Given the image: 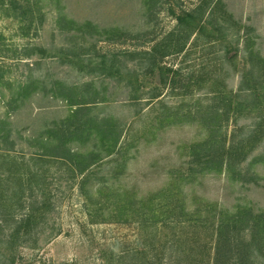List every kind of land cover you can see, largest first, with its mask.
Segmentation results:
<instances>
[{"label":"rangeland","instance_id":"rangeland-1","mask_svg":"<svg viewBox=\"0 0 264 264\" xmlns=\"http://www.w3.org/2000/svg\"><path fill=\"white\" fill-rule=\"evenodd\" d=\"M209 1L211 7L221 2L214 18L222 24L225 45L233 37L243 48L244 39H252L264 58V0ZM200 3L0 0V121L7 120L15 142L10 158L0 151V264H214L207 256L210 248L214 255L211 226L189 223L185 228L177 224L176 213L164 216L165 221L153 219V227L143 231L137 213L141 201L162 192L172 177L188 173L190 148L205 139L198 112L215 110L220 90L239 92L241 76L233 65H224L218 40L206 46L194 34L181 54L163 60V46L155 51L165 38L176 43L178 16ZM231 47L235 56L236 46ZM237 59L243 69L241 53ZM154 61L172 69L165 72L167 85L160 86ZM28 86L35 91L32 97L14 98ZM68 98L91 101L80 120L118 126L121 139L114 152L101 150L97 133L60 140L76 110ZM231 115L218 133L228 145L258 121L255 113ZM43 136L52 137V147L61 143L65 154L44 156L42 145L33 140ZM259 146L254 156L264 155V141ZM68 150L94 164L79 174L66 158ZM250 161L240 168L251 182L205 174L186 186L188 212L199 205L216 206L218 212L234 213L240 206L264 212V163L250 166ZM12 163L21 183L8 180ZM125 202L127 210L120 215ZM31 208L39 211L32 232L21 230L9 243ZM254 264L264 263L256 259Z\"/></svg>","mask_w":264,"mask_h":264},{"label":"trees","instance_id":"trees-1","mask_svg":"<svg viewBox=\"0 0 264 264\" xmlns=\"http://www.w3.org/2000/svg\"><path fill=\"white\" fill-rule=\"evenodd\" d=\"M220 4L221 2L218 1L211 7L212 3L209 0H201L200 6L194 11L178 16V28L176 32L180 38H178L175 44L169 38H165L162 43L157 45L158 47L155 48V51L158 52V49H161L163 46L164 50L160 56L161 60H163L170 55L181 54L194 34L197 35L196 42L203 43L206 46L208 44L211 46L213 44L212 40H218L223 47L225 56L224 65H233L236 72L241 76L238 90L240 93L232 95V93L220 90L216 94L218 96L217 108L214 107L215 110L204 109L198 112L202 116L199 121L205 132V139L191 146L190 156L192 159L188 162V173L172 177V181L169 182L162 192L154 195L151 199L149 198L148 201H141L142 209L141 212L138 211L137 213L140 215L139 219L141 217L140 224H142L141 229L143 231L149 230L151 226L149 222H152L153 219L158 220L162 218L165 221L164 216L176 213L177 224H185V228H189V223L193 224V228H198L199 226L201 229H206L211 226L213 230L214 255L212 254L213 248H210L207 256L209 262L215 261L214 264H230L233 259L238 260V264H254L256 259H262V263H264V212H256L249 206L237 207L234 213L228 210H219L218 212L216 206L210 207V205L209 207L207 205H199L196 209L188 212L186 196L184 195L185 187L195 183V180L199 176L205 174L221 175L225 173L234 182H251L253 180L252 177H248L249 173L245 176L240 166L248 160H251L250 166L260 164V162L264 163V155L259 157L253 155L255 150L264 141V58L255 49L252 39H244L243 48L240 47V44L238 46L234 43L233 37H230V42L225 45L227 38L221 34L223 30L222 24L214 18L216 10L221 7ZM207 13L208 15H206ZM232 45H235L237 49L235 56H231ZM240 53L242 55L241 63L243 69L238 67L237 57ZM155 61L156 69L158 68L160 71V86L167 85L169 79L166 77L165 72H171L172 69L158 67L159 65ZM175 74L177 75L178 72ZM175 80L174 77V83H176ZM34 92L32 86L24 87L19 91V97L14 98L17 100L18 98L26 99L32 97ZM246 93L248 95L244 96ZM70 101L71 98H68V102ZM90 102H70V105L76 107V110L66 120V125L69 124L66 129L67 136L59 139L65 142L77 137H91L94 136L93 133H97L102 147L101 150L105 149L111 154L116 150L120 142L121 132L118 126L112 124L111 121H106L104 125L102 122L100 124L96 122L97 124L92 125L91 122L95 121L80 120L79 116L81 114L79 113L84 110L83 108H89L87 106ZM254 113L258 114L256 128L248 132L249 134H246L240 141H233L228 145L218 140V133L224 128V124L228 122L232 116L231 114L235 118L239 116L243 118L249 115L252 116ZM6 124L7 120L0 121V151H3L6 157L10 158L15 153L13 150L15 142L13 141V132ZM59 128L64 130L65 126ZM47 134L49 136L52 132L48 131ZM33 140H37L42 145L44 149L43 155L46 157H55L58 155L57 152L59 150H65L61 143L52 147L51 145L54 143L52 137L45 138L43 136L41 139L33 138ZM67 153L68 157L66 158H70L75 171L79 174H83L94 164V159L88 161L89 157L73 153L71 150H68ZM62 154H65L64 151ZM90 158L92 159V155H90ZM13 167L14 164H10L7 172L8 176L10 175L8 180L12 179L16 183H21L23 180L16 174ZM238 168H240V171ZM247 177L250 179H247ZM256 181L254 179V182ZM20 195L21 189L13 193L15 198H19ZM155 196L157 197L156 199ZM173 200H175V205ZM127 207L128 205L125 202L122 205L120 215L125 213ZM30 210L32 212H30L26 220L21 225H17V228L10 234L9 243L14 242L13 240L21 230L24 231L25 235L32 232L33 228L31 229L30 227L39 211L33 212L34 208Z\"/></svg>","mask_w":264,"mask_h":264}]
</instances>
